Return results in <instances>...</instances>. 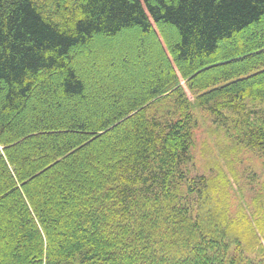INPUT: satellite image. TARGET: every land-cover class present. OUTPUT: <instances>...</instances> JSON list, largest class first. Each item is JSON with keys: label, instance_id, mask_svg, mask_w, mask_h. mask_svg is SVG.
Returning <instances> with one entry per match:
<instances>
[{"label": "trees", "instance_id": "trees-1", "mask_svg": "<svg viewBox=\"0 0 264 264\" xmlns=\"http://www.w3.org/2000/svg\"><path fill=\"white\" fill-rule=\"evenodd\" d=\"M244 153L264 0H0V264H264Z\"/></svg>", "mask_w": 264, "mask_h": 264}, {"label": "rangeland", "instance_id": "rangeland-1", "mask_svg": "<svg viewBox=\"0 0 264 264\" xmlns=\"http://www.w3.org/2000/svg\"><path fill=\"white\" fill-rule=\"evenodd\" d=\"M202 114V115H201ZM200 121L199 126L195 131L196 146L194 149L195 160L193 162V173L204 172L203 163L205 160L202 158V154L206 157H210L212 154H216L217 146L215 145L214 136L210 132L209 121L205 117V113L199 112ZM205 117V118H204ZM204 149L203 153L201 149ZM238 171L244 172L243 176L249 173H255L259 178H264V162L263 159L254 153H244L241 155L240 164L237 166ZM246 190V189H245ZM250 191H245V200H249L248 194Z\"/></svg>", "mask_w": 264, "mask_h": 264}]
</instances>
